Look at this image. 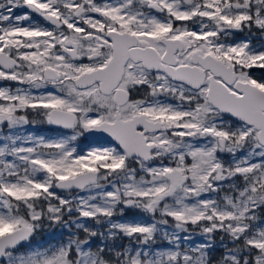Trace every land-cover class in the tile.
<instances>
[{
    "label": "snow or ice",
    "instance_id": "6c2138e0",
    "mask_svg": "<svg viewBox=\"0 0 264 264\" xmlns=\"http://www.w3.org/2000/svg\"><path fill=\"white\" fill-rule=\"evenodd\" d=\"M257 34L264 0H0V264H264Z\"/></svg>",
    "mask_w": 264,
    "mask_h": 264
},
{
    "label": "rangeland",
    "instance_id": "374dc122",
    "mask_svg": "<svg viewBox=\"0 0 264 264\" xmlns=\"http://www.w3.org/2000/svg\"><path fill=\"white\" fill-rule=\"evenodd\" d=\"M253 41L254 43H264V41L259 39L258 34L256 36L253 37ZM41 134L44 135H50L52 134V130H43L41 129ZM54 238L59 239V230L56 231H52V230H45L42 231L40 234H38L35 238L34 243H48V242H54ZM216 255L219 256L220 255V250L218 249L216 252Z\"/></svg>",
    "mask_w": 264,
    "mask_h": 264
},
{
    "label": "flooded vegetation",
    "instance_id": "af4514ba",
    "mask_svg": "<svg viewBox=\"0 0 264 264\" xmlns=\"http://www.w3.org/2000/svg\"><path fill=\"white\" fill-rule=\"evenodd\" d=\"M256 75L260 74V70H254ZM38 128L43 129V130H52L55 128V126H48V125H37ZM83 142H87V141H83Z\"/></svg>",
    "mask_w": 264,
    "mask_h": 264
},
{
    "label": "water",
    "instance_id": "95a60500",
    "mask_svg": "<svg viewBox=\"0 0 264 264\" xmlns=\"http://www.w3.org/2000/svg\"><path fill=\"white\" fill-rule=\"evenodd\" d=\"M106 135V134H105Z\"/></svg>",
    "mask_w": 264,
    "mask_h": 264
}]
</instances>
